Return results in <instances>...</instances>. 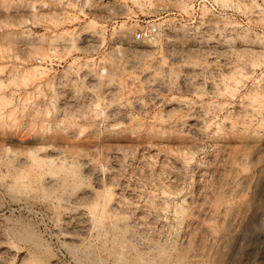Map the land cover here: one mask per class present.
Returning <instances> with one entry per match:
<instances>
[{
  "label": "rangeland",
  "instance_id": "1",
  "mask_svg": "<svg viewBox=\"0 0 264 264\" xmlns=\"http://www.w3.org/2000/svg\"><path fill=\"white\" fill-rule=\"evenodd\" d=\"M214 3L0 0V264H264V0Z\"/></svg>",
  "mask_w": 264,
  "mask_h": 264
},
{
  "label": "bare ground",
  "instance_id": "2",
  "mask_svg": "<svg viewBox=\"0 0 264 264\" xmlns=\"http://www.w3.org/2000/svg\"><path fill=\"white\" fill-rule=\"evenodd\" d=\"M135 43H136V42H135ZM136 46H137V45H136ZM153 83H154V82H153ZM63 92H64V91H63ZM150 99H151V98H150ZM70 101H71V100H70ZM67 144H68V143H67ZM36 146H37V144H36ZM64 147H65V146H64ZM57 149H58V148H57ZM60 149H61V148H60ZM47 150H48V149H47ZM54 150H55V149H54ZM64 150H65V149H64ZM64 150H63V151H64ZM79 150H80V149H79ZM43 151H44V150H43ZM65 151L67 152V150H65ZM65 151H64V152H65ZM46 152H47V151H46ZM58 152H59V151H58ZM37 153H38V152H36V154H37ZM55 153H56V152H55ZM25 154H26V153H25ZM31 154H32V153H31ZM42 154H43V153H42ZM47 154H48V153H47ZM47 154H46V156H47ZM57 154H59V153H57ZM61 154H63V153H61ZM26 155H27V154H26ZM37 155H38V154H37ZM40 155H41V153H40ZM49 155H50V154H49ZM72 155H73V154H72ZM43 156H45V155H42V156H40V157H43ZM67 156H69V155H67ZM34 157H35V156H34ZM49 157H50V156H49ZM53 157H54V156H53ZM56 157H57V156H56ZM50 158H51V157H50ZM35 159H37V157H35ZM52 159H53V158H52ZM54 159H55V158H54ZM33 160H34V159H33ZM37 160H38V159H37ZM39 160H40V159H39ZM43 160L45 161V158L42 159V161H43ZM56 160H57V159H56ZM60 160H61V161H64L63 159H60ZM65 160H66V159H65ZM67 160H68V159H67ZM69 160L71 161V159H69ZM22 161H23V160H22ZM24 161H25V160H24ZM34 161H35V160H34ZM52 161H53V160H52ZM18 162H19V161H18ZM26 162H27V161H26ZM26 162H24V163H26ZM67 162H68V161H67ZM67 162H63V163H67ZM21 163H22V162H21ZM41 163H42V162H39V163H38L39 165H38L37 163H36V164H37L38 166H40ZM53 163H54V162H53ZM61 163H62V162H61ZM68 163H69V162H68ZM28 164H29V163H28ZM28 164H27V165H28ZM32 164H33V163H32ZM44 164H45V163H44ZM57 164H58V161H57ZM70 164H71V163H70ZM59 165H60V164H59ZM59 165H58V166H59ZM64 165H65V164H64ZM68 165H69V164H67V165H65V166L67 167ZM49 166L51 167V166H52V163H51V165H49ZM34 167H36V166H34ZM56 167H57V166H56ZM20 168H21V167H20ZM22 168H23V167H22ZM37 168H38V167H37ZM40 168H41V166H40ZM58 168H59V167H58ZM16 169H17V168H16ZM35 169H36V168H35ZM60 169H61V168H60ZM17 170H18V169H17ZM26 170H28V169H26ZM26 170H25V171H26ZM33 170H34V169H33ZM43 170H44V169H43ZM48 170H49V169H48ZM44 171L47 172L46 167H45V170H44ZM62 171H63V170H62ZM41 172H43V171H41ZM51 172H52V171H51ZM51 172H50V173H51ZM54 172H55V171H54ZM56 172H57V171H56ZM16 173H17V172H16ZM48 175H49V174H48ZM71 175L73 176V174H71ZM38 176H39V175H38ZM50 176H51V175H50ZM63 176H64V174H63ZM74 176H75V175H74ZM54 177H55V174H54ZM73 178H74V177H73ZM73 178H72V179H73ZM56 179L60 180L59 178H56ZM8 180H9V179H8ZM44 180H46V179H44ZM47 180H48V179H47ZM51 180H52V179H51ZM61 180H63V179H61ZM46 182H47V181H46ZM54 182H55V181H54ZM43 184H44V183H43ZM49 184H50V183H49ZM58 185H59V184H58ZM48 186H49V185H48ZM51 186H54V185H51ZM51 186H50V187H51ZM57 187H58V186H57ZM52 188H53V187H52ZM26 194H27V193H26ZM80 198H81V197H80ZM66 199H67V198H66ZM109 209H110V208H109ZM104 211H105V210H104ZM81 213H82V212H81ZM105 216H106V215H105ZM110 217H111V216H110ZM110 217H109V218H110ZM81 218H82V217H81ZM81 218H80V219H81ZM106 218H107V217H106ZM109 218H108V219H109ZM92 219H94V218H92ZM82 220H83V219H82ZM105 220H106V219H105ZM83 223H84V222H83ZM103 223H104V222H103ZM103 225H104V224H103ZM67 226H68V225H67ZM104 226H105V225H104ZM116 229H117V228H116ZM105 230H106V229H105ZM102 233H103V232H102ZM101 236H102V235H101ZM121 246H122V245H121ZM126 257H127V256H126ZM131 259H132V258H131ZM125 261H126V260H125Z\"/></svg>",
  "mask_w": 264,
  "mask_h": 264
},
{
  "label": "built area",
  "instance_id": "3",
  "mask_svg": "<svg viewBox=\"0 0 264 264\" xmlns=\"http://www.w3.org/2000/svg\"><path fill=\"white\" fill-rule=\"evenodd\" d=\"M212 8H215L214 0H212ZM145 34H147L146 30H137L135 33V37L140 38V37L144 36Z\"/></svg>",
  "mask_w": 264,
  "mask_h": 264
}]
</instances>
